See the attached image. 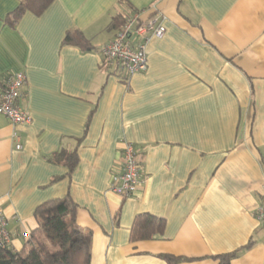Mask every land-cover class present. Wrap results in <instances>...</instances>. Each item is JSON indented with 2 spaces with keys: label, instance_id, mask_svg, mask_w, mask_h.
Masks as SVG:
<instances>
[{
  "label": "crops",
  "instance_id": "1",
  "mask_svg": "<svg viewBox=\"0 0 264 264\" xmlns=\"http://www.w3.org/2000/svg\"><path fill=\"white\" fill-rule=\"evenodd\" d=\"M19 0H0V90L23 73L18 106L29 122L0 115V210L19 252L37 228L40 204L69 197L91 233L90 264H165L236 252L230 264H264L255 219L264 183V0H54L14 27ZM159 16L146 69L122 76L100 48L114 17ZM79 30L90 50L63 44ZM19 137L15 149L12 134ZM125 143L143 184L129 198L110 191ZM76 152L72 172L53 158ZM137 214L165 221L163 233L132 242ZM27 236V237H25Z\"/></svg>",
  "mask_w": 264,
  "mask_h": 264
},
{
  "label": "trees",
  "instance_id": "2",
  "mask_svg": "<svg viewBox=\"0 0 264 264\" xmlns=\"http://www.w3.org/2000/svg\"><path fill=\"white\" fill-rule=\"evenodd\" d=\"M54 0H19L17 7L5 17V23L14 27L26 12L40 16ZM135 13V12H134ZM126 18L114 17L111 28L120 29ZM63 44L90 50L91 45L79 30L68 31ZM53 161L65 164L69 172L77 165L76 152L57 154ZM77 206L69 198L46 201L36 207L34 218L37 228L26 243L28 249L13 252L0 249V264H90L91 233L76 224ZM165 221L150 214H137L131 224L132 242L151 240L163 233ZM165 264H181L198 259L169 254L157 256ZM236 252L211 257L218 264H230Z\"/></svg>",
  "mask_w": 264,
  "mask_h": 264
},
{
  "label": "built area",
  "instance_id": "3",
  "mask_svg": "<svg viewBox=\"0 0 264 264\" xmlns=\"http://www.w3.org/2000/svg\"><path fill=\"white\" fill-rule=\"evenodd\" d=\"M164 32L165 27L159 16L143 20L139 13H134L126 18L124 25L116 31L114 37L100 48L101 56L122 76L143 72L146 69V48L149 39L161 38ZM24 85V74L13 73L5 77L0 90V115L14 126L24 125L30 120L28 113L18 106ZM12 138L16 142L15 149L20 150L22 146L15 132ZM142 184V165L137 151L132 144L125 143L119 165L111 174L110 191L121 198H129ZM254 215L257 222L264 226V183L262 198ZM10 241L6 219L0 210V249L9 248Z\"/></svg>",
  "mask_w": 264,
  "mask_h": 264
}]
</instances>
